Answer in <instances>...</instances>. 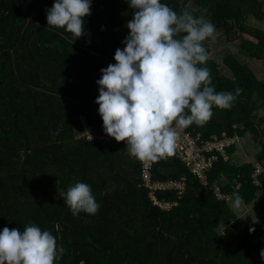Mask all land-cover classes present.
Listing matches in <instances>:
<instances>
[{"label": "trees", "instance_id": "1", "mask_svg": "<svg viewBox=\"0 0 264 264\" xmlns=\"http://www.w3.org/2000/svg\"><path fill=\"white\" fill-rule=\"evenodd\" d=\"M21 1L0 0V231L7 226L22 232L31 224L50 231L65 249L55 264H264V216L252 225L212 193L215 186L233 193L239 184L245 205L264 197V172L261 186L253 182L256 163L264 167V129L256 121L264 111V80L236 59V51L223 56L232 72L226 75L209 56L205 42L213 37L203 42L209 59L202 66L210 69L215 90L243 91L231 108L214 106L207 123H193L189 130L204 137L224 130L251 133L262 148L256 163L216 162L208 188L173 156L159 159L155 179L186 178L178 205L162 211L147 199L139 180L141 160L129 155L126 144L91 143L80 136V115L90 129L104 130L96 81L101 68L116 63V49L125 47L126 23L135 10L128 0H91V15L84 17L87 34L74 40L70 32L48 27L46 10L54 0ZM161 3L177 13L187 8L214 24L242 54L264 60V28L249 22L251 16L264 21V0ZM77 182L90 185L100 205L97 214L74 216L64 203L58 185L66 191ZM163 197L174 199L172 193Z\"/></svg>", "mask_w": 264, "mask_h": 264}, {"label": "clouds", "instance_id": "2", "mask_svg": "<svg viewBox=\"0 0 264 264\" xmlns=\"http://www.w3.org/2000/svg\"><path fill=\"white\" fill-rule=\"evenodd\" d=\"M128 3L135 11L126 23L125 47L116 49L115 64L100 69L95 103L108 136L126 141L130 156L158 161L173 154L177 128L203 126L213 106L231 108L243 89L217 92L210 69L202 66L209 59L203 42L215 33L210 21L187 8L177 13L161 0ZM46 11L49 28L64 29L74 40L87 34L84 17L91 15V0H54ZM57 190L74 216L97 214L100 205L90 185L77 182ZM241 205L235 194L232 207ZM64 252L56 236L35 224L22 232L7 226L0 231V264H55ZM260 255L264 258V249Z\"/></svg>", "mask_w": 264, "mask_h": 264}, {"label": "built area", "instance_id": "3", "mask_svg": "<svg viewBox=\"0 0 264 264\" xmlns=\"http://www.w3.org/2000/svg\"><path fill=\"white\" fill-rule=\"evenodd\" d=\"M79 124L81 128L80 136L85 137L88 142L107 145L112 141H116L115 138L108 136L104 131L99 130L97 132L90 129L84 115L79 116ZM89 134L93 137L91 141L89 140ZM238 141V136L229 135L226 131L204 137L201 131L177 128L174 151L171 156L186 167L188 173L198 181L201 188H208V176L214 164L221 159L229 161V151ZM120 142L126 144V141ZM155 163L156 161L152 160H141L139 168L140 185L145 190L146 197L153 206L162 211H169L176 207L183 197L186 190V178L155 179L153 175ZM255 167L253 182L255 185L261 186L259 176L264 172V167L261 163H256ZM234 189L233 193L225 194L220 187L215 186L212 193L218 200L229 201L238 193L240 185L238 184ZM168 193H172L174 199L159 198L160 194Z\"/></svg>", "mask_w": 264, "mask_h": 264}, {"label": "crops", "instance_id": "4", "mask_svg": "<svg viewBox=\"0 0 264 264\" xmlns=\"http://www.w3.org/2000/svg\"><path fill=\"white\" fill-rule=\"evenodd\" d=\"M124 1H126V0H124ZM249 22H250V25H252L256 28H259V29L264 28V21L257 20L253 16L250 17ZM238 54H239V57H241L240 61H242L244 63H248L250 65V67L252 68V70L254 71L257 78L259 80H264V60L263 59H257V58H250V57L242 54L240 52V50L237 48L236 56ZM255 62H257V64H258L257 67H255V65H254ZM255 114H256V112H255ZM256 117H257L256 121L259 122L264 129V111H259V113L257 114ZM93 130L99 132V129H93ZM101 131H104V130H101ZM240 136L242 138L239 141V143L237 144V146H234L233 149H231V153L229 151L230 160L227 162H229L232 166L235 165L237 167H240V166H242L246 163H250V162L256 163L257 153L262 148L260 141L255 139V137L251 133H245V134H242ZM250 138L252 140H250ZM259 146H260V148H259ZM233 199L234 198H232L231 200H229L227 202L232 204ZM262 200H264V197H261L260 199H258V201H260V202ZM256 201L257 200H255L254 202H256ZM244 206H248V205H245L242 202L240 209L237 210V209L233 208L235 210V212L238 213L239 217L242 216L241 214L244 210V208H243ZM260 207H261V205H260ZM262 216H264V213L259 218H261ZM259 218L256 221H258Z\"/></svg>", "mask_w": 264, "mask_h": 264}, {"label": "rangeland", "instance_id": "5", "mask_svg": "<svg viewBox=\"0 0 264 264\" xmlns=\"http://www.w3.org/2000/svg\"><path fill=\"white\" fill-rule=\"evenodd\" d=\"M27 2H28V0H22L21 1V5H24ZM205 44L210 49L209 56L215 58L220 63V67H221L222 71L226 75L231 76L232 75V72L228 68L227 64L225 63V61L223 59V56L225 54H227V53H231L232 54L234 51L237 52V47L235 45H232V44L227 43V41H226V35L224 33L220 32V31L215 32L214 33V38H212L209 41H206ZM235 57H236V59L237 58L239 60L241 59V57H239V54L237 56L235 55ZM254 65H255V67H257L258 66L257 62H255ZM224 131H226V130H224ZM226 132L228 133V131H226ZM220 133H216V134H220ZM211 134H215V133H211ZM228 134L229 135H232V136H238L239 137V141L242 138L240 136V134H238V133H234V134L228 133ZM250 140H252V139L250 138ZM239 141H238V143H239ZM237 144L235 146H237ZM259 148H260V146H259ZM261 202L257 200L252 205L244 206L243 207L244 210H243V212L241 214L242 215L241 216L242 219H244V221H247L248 220L253 225H255L256 222H257L256 220L264 213V209H262L260 207Z\"/></svg>", "mask_w": 264, "mask_h": 264}]
</instances>
